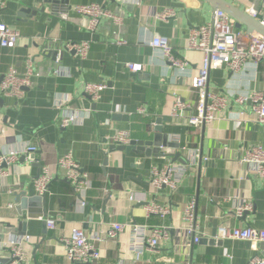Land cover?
<instances>
[{
	"label": "crops",
	"instance_id": "crops-1",
	"mask_svg": "<svg viewBox=\"0 0 264 264\" xmlns=\"http://www.w3.org/2000/svg\"><path fill=\"white\" fill-rule=\"evenodd\" d=\"M223 1L245 13L254 5L264 14L260 0ZM91 4L121 17L122 24L106 19L89 30L88 18L73 8ZM165 10L176 16L156 19ZM216 11L205 0H7L0 23L21 37L13 49L0 47V82L11 68L24 75L31 56L36 71L24 98L5 97L0 91V146L8 150L35 146L37 152L21 156L9 168V176L0 178L1 241L28 237L29 264H74L63 243L73 229L81 228L92 237L118 223L144 227L147 236L154 228L166 227L169 238L162 239L157 250L144 247L137 258L130 229L117 240L104 237L97 245L101 252L97 264H250L254 257H264V243L211 241L221 225L264 230V179L241 163L248 148H264V127L255 122L249 102L234 103L235 97L264 88V63L249 61L234 73L227 67L211 70L209 90L228 100L225 113L212 124L193 127L171 116L176 99L192 106L197 102L190 84L203 54L188 50V36L210 23ZM240 30L247 34L245 27ZM157 37L171 42L185 71H177L150 45ZM82 41L91 43L85 60L65 49L68 42ZM129 63L144 69L132 73ZM85 83H106L108 88L93 102L84 93ZM59 95L66 98L60 108ZM63 110H86L88 115L79 124L62 128ZM159 120V142L165 136V145L151 156L113 148L118 147L114 137L120 131L128 132L132 142L153 141L159 135L155 130ZM69 153L92 185L85 206L58 167L59 159ZM167 165H176L183 173L176 192L151 185L153 168ZM44 167L53 180L43 201L35 181ZM17 194L29 201L25 208ZM192 199L202 236L199 244L183 233L184 211ZM148 203L164 206L170 214L148 217ZM241 203L253 205L246 219L234 216ZM47 220L55 221L56 228L49 229Z\"/></svg>",
	"mask_w": 264,
	"mask_h": 264
},
{
	"label": "built area",
	"instance_id": "built-area-1",
	"mask_svg": "<svg viewBox=\"0 0 264 264\" xmlns=\"http://www.w3.org/2000/svg\"><path fill=\"white\" fill-rule=\"evenodd\" d=\"M264 4V0H260ZM7 4V0H0V10ZM74 12L82 15L89 20L88 28L94 31L102 20H111L115 25L122 24V18L108 11L98 4L79 5L73 8ZM247 14L253 19L264 24V14L262 15L257 8L252 5ZM176 14L172 10L156 14V19L167 21L174 18ZM237 22L223 10H217L213 20L203 26L194 28L188 36L187 48L191 51H197L203 54L201 67L191 77V90L198 96L195 105L176 99L172 110L174 120H182L187 125L193 127H202L212 124L225 113L228 100L224 95L209 90L210 73L212 69L227 67L231 72L242 70L249 61L256 64L264 63V36L254 33L247 35L236 27ZM21 35L18 31L9 28L4 23H0V47L13 49L16 47ZM122 44V42H118ZM150 45L159 50L166 61L177 71H185V62L175 53L171 42L167 38H154ZM68 52L74 53L81 60H85L91 49V43L68 42L65 45ZM59 61L60 57H57ZM32 56L26 62V72L19 75L11 68L4 75L0 83V91L3 96L15 99H22L25 96L26 89L32 85V77L35 75V66ZM127 69L132 73L143 71L142 64L129 63ZM108 88L106 83H85L84 93L90 97L93 102L100 100L102 93ZM60 103L59 108L64 104L66 98L59 95L57 98ZM251 104L252 114L256 123L264 127V88L254 91L251 96H237L234 99L235 104ZM140 114H144L143 108L139 109ZM86 110H63L61 120L62 128L79 124L86 118ZM114 143L118 146H129L132 143L130 134L126 131H120L114 137ZM37 152V147L27 146L21 150H8L0 146V178L5 179L9 176V168L16 165L19 158L23 155H31ZM241 163L247 165L251 171H254L258 177L264 179V148L262 146H253L245 150ZM58 167L65 172V180L70 184L73 192L81 198L82 206L86 205L85 196L92 188L89 176L85 173L80 164L73 158L71 153L66 154L59 159ZM186 171V170H185ZM179 174V175H178ZM180 168L176 165H167L162 169L153 168L151 172V185L155 189L168 187L172 192H176L181 181ZM53 177L48 167L42 169V173L35 181V188L40 196H45L48 192ZM253 211L252 204L241 203L235 208L234 216L237 219H243L246 213ZM145 212L148 217L159 216L166 218L170 210L156 203L145 205ZM185 236L192 238V244L201 242V232L197 222V204L192 199L184 211ZM49 229L56 228V222L47 220ZM130 229L132 234V244L137 258L143 253L144 247H150L152 250L159 249L162 239L169 238V228H154L150 236H147L146 228L138 225H123L114 223L106 232H101L92 237H88L81 228L72 230L69 238L63 240L66 248V255L70 262L74 264H97L101 259V252L98 244L104 237L109 240H117ZM217 240H241L247 241L256 246L264 243V230H258L251 226L241 228H231L227 225H221L217 230ZM28 237H13L0 240V252L10 254L7 264H29L31 254L27 250ZM33 244H36L33 242ZM1 264V263H0ZM175 264V263H172ZM250 264H264V257H254Z\"/></svg>",
	"mask_w": 264,
	"mask_h": 264
},
{
	"label": "water",
	"instance_id": "water-1",
	"mask_svg": "<svg viewBox=\"0 0 264 264\" xmlns=\"http://www.w3.org/2000/svg\"><path fill=\"white\" fill-rule=\"evenodd\" d=\"M212 4L213 7H215L217 10H223L226 12L229 16H231L233 19L236 20L237 22V29H242L243 27L246 28L247 34H260L264 36V24L253 19L251 16H249L247 13L242 12L241 10L231 6L227 2H224L223 0H205ZM46 54V52H44ZM57 56V54H56ZM55 57V56H54ZM57 59V58H56ZM2 81V80H1ZM1 83V82H0ZM159 126L156 127V132L159 134L154 138L153 141H148V142H136L133 141L129 146H113L114 149H118L120 151H129V150H135V151H143L146 153L147 156H151V153H155V151L159 150V148L163 145H165V136L163 140V143L159 142L161 137L160 134H162V128L160 127L161 121L159 120L157 123ZM167 144V142H166ZM17 199L21 200V195L17 194ZM24 196V195H23ZM45 196H42V200L44 201ZM36 201H39V198L35 199ZM23 202V207L25 208V204L27 200H21ZM29 202V201H28ZM27 202V203H28ZM31 202V201H30ZM248 216V213H246L243 217V219H246ZM23 236H25V233H22ZM217 236V229L213 233V239L211 240L212 243H220L221 241H218L216 239ZM211 243V242H210ZM10 258V254L6 252H0V263L1 264H7Z\"/></svg>",
	"mask_w": 264,
	"mask_h": 264
},
{
	"label": "trees",
	"instance_id": "trees-1",
	"mask_svg": "<svg viewBox=\"0 0 264 264\" xmlns=\"http://www.w3.org/2000/svg\"><path fill=\"white\" fill-rule=\"evenodd\" d=\"M134 137H135V135H134Z\"/></svg>",
	"mask_w": 264,
	"mask_h": 264
}]
</instances>
